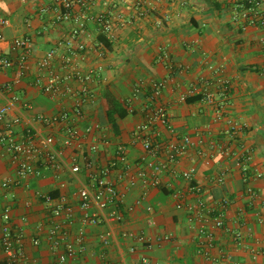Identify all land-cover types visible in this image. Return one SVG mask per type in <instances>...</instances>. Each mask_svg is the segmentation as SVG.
Returning a JSON list of instances; mask_svg holds the SVG:
<instances>
[{
	"label": "crops",
	"instance_id": "obj_1",
	"mask_svg": "<svg viewBox=\"0 0 264 264\" xmlns=\"http://www.w3.org/2000/svg\"><path fill=\"white\" fill-rule=\"evenodd\" d=\"M126 1L95 0L86 11L89 16L110 11L116 26L114 38L109 40L111 47L107 48L98 39L102 34L99 26L88 21L79 38L87 46L84 58L73 57L79 70L92 69L96 74V98L85 106V118L79 122L80 128L90 122H99L102 126V129L83 137L82 149L97 143L99 151L93 158L105 165L116 147L124 145L130 171L136 172L144 167L140 158L145 153L141 143L133 139L132 131L144 121L142 110L150 92V81L164 79L166 84L161 102L167 109L170 124L178 135H189L195 142L180 159L176 170L195 168L194 182L202 187L203 197L209 205L218 207L223 198L230 200L224 210L226 227L214 230L215 241L209 250L212 259L197 254L200 241L197 232L187 222L186 211L176 210L174 206L175 192L187 193L189 184L179 175L163 173L156 188L145 187L139 180L130 186L127 178H119V168L112 171L111 178L121 195L119 209L124 221L87 225L84 253L70 257L64 264H103L102 254L114 264H215L213 258L224 255L228 257L227 264H264V76L260 75L264 66V45L260 38L264 29L256 26L241 29L232 20L236 5L242 0H141L147 8L144 17L129 9ZM49 3L50 0H0V14L8 21L3 28L7 40L2 44L3 51L11 54L10 41L19 37L30 38L33 47L30 70L24 77L18 79L14 69L0 70V106L9 107L8 118H20V124L15 126L18 138L29 128L37 135L38 141L48 134H54L59 140L60 126H44L36 120V115L50 116L72 104L66 97H50L33 84L36 60L66 38L74 26L71 21L53 23L52 14H43L41 9ZM260 11L264 16V1ZM120 19H131L132 23L123 24ZM98 50L103 52L102 56ZM164 51L168 53L169 61L163 59ZM208 64L220 69L221 75L229 81L223 111L224 116L237 124L236 130L230 128L225 117L216 118L220 102L217 93L214 105L205 103L202 93L198 92L188 97L200 96V99L190 103L180 100L192 85L199 90L208 88L218 92L215 75L208 69ZM139 83L144 94L131 102L134 111L130 113L128 100L133 87ZM8 85H11V91L6 89ZM107 93L125 111L122 117L113 113L112 121L107 116ZM13 95H18L19 100H13ZM156 129L161 138L171 137L165 127L160 125ZM104 137L108 144L103 142ZM199 138L204 145H197ZM212 141L226 142L237 154L212 157L207 148ZM199 150L203 155H198ZM71 151L63 150L62 157L67 159ZM244 151L251 153L250 173L259 172L261 177L244 179L239 164V155ZM79 163L81 171L78 174H71L66 166L55 176L51 168L43 167L40 176L30 177L8 190L0 186V236L2 209L11 204L14 227L24 234L23 247L31 259L28 264H57L56 253L50 249L47 236L49 208L39 193L53 197L60 193L68 195L76 214L69 236L71 240L74 238L80 217L75 193L88 181L82 158ZM221 174L223 180L219 182ZM13 178L14 167L0 146V183ZM59 180L64 181L66 187L61 188ZM248 187L256 191L255 197L248 194ZM7 194L12 197H6ZM186 198L194 201L193 195ZM140 199L142 201L138 202ZM148 205L154 210L155 224L152 226L147 224ZM108 229L113 238L104 248L99 236ZM122 231L144 233L152 239L172 234L173 239L146 248L134 239L121 237ZM231 231L241 232V240L233 241ZM35 237L40 238L39 246L32 244ZM131 246L135 247L132 253L129 252ZM251 248L259 252L255 258ZM0 264H8L1 245Z\"/></svg>",
	"mask_w": 264,
	"mask_h": 264
},
{
	"label": "built area",
	"instance_id": "obj_2",
	"mask_svg": "<svg viewBox=\"0 0 264 264\" xmlns=\"http://www.w3.org/2000/svg\"><path fill=\"white\" fill-rule=\"evenodd\" d=\"M264 0H247V6H236L232 20L239 25L241 29L247 26H256L264 29V16L260 11L261 3ZM95 0H50V3L41 9L43 14H52L53 23L73 22L74 26L69 30L68 35L57 46L48 50L42 57L36 60V74L33 84L39 87L45 94L52 98L66 97L71 100L69 108H63L57 113L47 116L37 114L36 120L47 127L60 126L61 138L57 140L54 134H48L38 141L37 135L31 130L26 129L21 138L17 137L15 126L20 124L19 117L8 118L9 107L0 106V146L3 154L8 156L10 164L14 167L15 178L6 179L0 183L3 189L8 190L13 185H19L30 177L41 175V168H51L55 176H58L62 169L68 166L71 174H78L81 171L79 163L83 159L84 168L87 170L88 181L80 187L76 193L77 206L80 210L79 225L76 229L75 236L71 240L70 229L76 221V214L72 203L66 193H60L57 197L49 194L39 193V197L44 201L50 212V224L47 229V236L50 249L56 253L57 264H64L70 257L83 254L85 247V227L87 225H101L108 223H121L124 221L123 212L119 209L121 195L117 184L111 178V173L115 169L120 170V179L127 178V183L134 186L139 180L145 187H158L161 183L163 173L179 175L189 186L187 193L182 191L175 192L177 200L175 202L176 210H185L187 213V222L197 232L199 245L196 253L203 255L207 259H212L209 250L213 247L215 241L214 230L224 229V210L230 204V200L223 198L218 207L209 205L203 197L202 187L194 182L195 168L189 167L177 171L176 167L187 152L193 148L195 142L189 135H178L170 124L167 109L161 102V95L165 88L166 81L151 80L149 87L150 92L145 97L143 113L144 121L138 124L132 131L134 140H138L144 150L145 155L140 159L144 162V167L139 168L136 172H131L128 166V157L124 145H118L114 154L104 165L93 158L99 151V145L93 143L86 149H82L83 137L89 135L94 130L102 129L99 122H90L83 129L80 128L79 122L85 118L84 108L88 103L95 100L94 78L96 76L92 69L81 71L77 68L74 56L84 58L86 44L80 40L84 32L85 25L88 21H93L99 26L102 34L107 39L114 38L115 20L109 12H99L88 15L86 11ZM129 9L135 10L139 17L147 14V8L141 0H127ZM123 19V18H122ZM123 24L132 23L131 19L121 20ZM8 24L6 18L0 14V70L14 69L16 77H24L30 70L29 60L32 58V42L28 37L14 38L10 41L11 54L5 53L2 44L7 42L3 33V28ZM264 45V35L260 38ZM99 56L103 55L98 50ZM163 59L169 61V55L163 52ZM214 75V84L218 87V92L202 90L192 85L180 97L181 101H186L189 95L196 92L202 93V100L208 105H214L215 94L219 99L216 118L225 117L226 123L232 130H236L237 124L227 116H224L223 107L228 99L229 81L221 75V71L213 65L208 64ZM260 75L264 76V66L260 70ZM203 80V78H202ZM8 91L12 90L11 85L6 86ZM144 94L142 84H136L133 87L131 97L128 102V111L132 113L134 106L131 103L138 100ZM12 99L19 100L18 95H13ZM165 127L171 137L163 139L159 135L156 126ZM103 142L108 144L109 141L104 137ZM198 146L204 145V141L199 138ZM208 153L213 156L237 154L226 142L212 141L208 144ZM71 149V154L67 159L62 157L61 152ZM198 155H203L198 151ZM251 159V153L244 151L239 155V164L245 180L253 177H261V173H250L248 163ZM121 166V167H120ZM223 174L218 177L221 182ZM61 188L66 187V183L59 180ZM251 197L256 196V191L251 187L247 189ZM10 194H7L8 197ZM187 195H193L194 201H188ZM12 197V195H10ZM143 199V197L141 198ZM138 200L141 202L142 200ZM11 204H6L1 212V236L0 245L8 264H28L31 262L28 254L23 247L24 234L21 229L14 227L11 216ZM129 210L132 207L128 208ZM146 211L149 214L147 224H155L152 213L153 207L148 205ZM42 231V227L39 228ZM233 241H239L242 233L231 231ZM121 237L124 239H134L136 242L152 248L163 241L172 240V234H165L157 238H150L144 233L135 234L132 231H122ZM113 238L110 229L100 234L99 240L101 245L107 247ZM41 243L39 237L32 238V244L39 246ZM61 251H59V249ZM135 247L131 246L129 252H134ZM250 252L255 258L259 252L254 248ZM103 264H114L106 260L104 254ZM226 255L213 258L215 264H227ZM143 263H147L142 259Z\"/></svg>",
	"mask_w": 264,
	"mask_h": 264
},
{
	"label": "trees",
	"instance_id": "obj_3",
	"mask_svg": "<svg viewBox=\"0 0 264 264\" xmlns=\"http://www.w3.org/2000/svg\"><path fill=\"white\" fill-rule=\"evenodd\" d=\"M247 6V0H242L241 2H238L236 6ZM99 41H101L107 48L111 47V43L109 42V39L105 37L104 34H100L98 36ZM197 99H200V96H190L186 98V102L190 103ZM106 104H107V116L109 121H112V114L117 113L120 117H122L125 113V111L121 108V106L118 104V102L114 99V97L111 94H106ZM114 125V124H113Z\"/></svg>",
	"mask_w": 264,
	"mask_h": 264
}]
</instances>
